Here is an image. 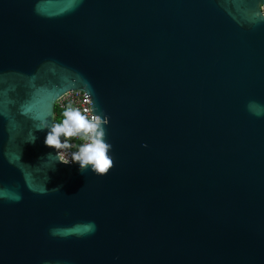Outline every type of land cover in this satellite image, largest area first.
Masks as SVG:
<instances>
[{"label": "water", "instance_id": "95a60500", "mask_svg": "<svg viewBox=\"0 0 264 264\" xmlns=\"http://www.w3.org/2000/svg\"><path fill=\"white\" fill-rule=\"evenodd\" d=\"M263 4L0 0V264H264ZM76 89L104 175L35 129Z\"/></svg>", "mask_w": 264, "mask_h": 264}, {"label": "clouds", "instance_id": "9594fccd", "mask_svg": "<svg viewBox=\"0 0 264 264\" xmlns=\"http://www.w3.org/2000/svg\"><path fill=\"white\" fill-rule=\"evenodd\" d=\"M258 115L260 113H257ZM103 114L99 111L93 114V109L68 105L62 111V116L54 122L45 119L35 126L38 130H47L44 144L54 151L47 154L57 162L78 163V170L85 172L91 170L96 175H104L113 166V159L109 155L111 144L106 140L107 117L102 121ZM37 140L35 133L27 142ZM75 151L68 152L74 147ZM147 147V144L144 145ZM54 170V169H53ZM62 185H57L52 190L60 191ZM45 264H48L46 261Z\"/></svg>", "mask_w": 264, "mask_h": 264}, {"label": "built area", "instance_id": "2783aa9c", "mask_svg": "<svg viewBox=\"0 0 264 264\" xmlns=\"http://www.w3.org/2000/svg\"><path fill=\"white\" fill-rule=\"evenodd\" d=\"M262 10L264 12V4L262 5ZM72 105L81 108V110L86 108H92L91 102L89 99L88 94L81 89L70 90L64 93L56 102V107L58 106L59 109L64 110L66 106ZM78 143L77 141H73L74 147L69 149L68 152L75 151V144Z\"/></svg>", "mask_w": 264, "mask_h": 264}, {"label": "trees", "instance_id": "16d2710c", "mask_svg": "<svg viewBox=\"0 0 264 264\" xmlns=\"http://www.w3.org/2000/svg\"><path fill=\"white\" fill-rule=\"evenodd\" d=\"M55 111H56V119L62 116L63 110L59 109L58 106L56 107Z\"/></svg>", "mask_w": 264, "mask_h": 264}]
</instances>
